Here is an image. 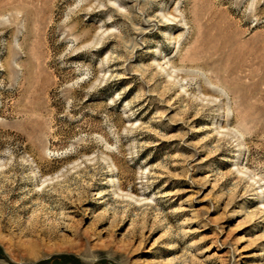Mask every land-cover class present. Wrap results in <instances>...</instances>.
Wrapping results in <instances>:
<instances>
[{"label":"rangeland","instance_id":"1","mask_svg":"<svg viewBox=\"0 0 264 264\" xmlns=\"http://www.w3.org/2000/svg\"><path fill=\"white\" fill-rule=\"evenodd\" d=\"M0 264H264V0H0Z\"/></svg>","mask_w":264,"mask_h":264}]
</instances>
